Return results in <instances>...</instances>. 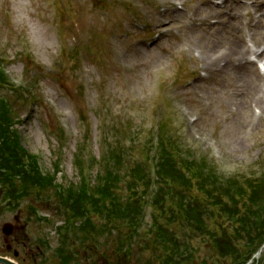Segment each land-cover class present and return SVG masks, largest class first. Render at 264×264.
Here are the masks:
<instances>
[{"label":"rangeland","instance_id":"rangeland-1","mask_svg":"<svg viewBox=\"0 0 264 264\" xmlns=\"http://www.w3.org/2000/svg\"><path fill=\"white\" fill-rule=\"evenodd\" d=\"M165 1L0 0V69L11 85L27 94L21 107L11 99L18 112L13 127L26 153L39 158L43 171L55 173L64 186L79 185L87 167L96 180L102 172L101 155L115 158L116 171H122L126 180L140 170L141 178L134 177L130 185L143 193L139 201L144 218L133 236L124 231V244L133 245L129 264L170 262L168 255L174 251L164 243L173 234L182 244L177 264H231L234 257L220 254L208 232L219 239L232 234L221 210H236L241 216L240 198L232 195L229 202L213 194L210 200L217 205L208 212V170L213 163L221 177L240 183L264 173V112L251 117V110L264 105V86L255 88L249 72L237 67L231 68L232 78L205 70L197 52L188 53L185 47L198 50L204 45L212 56L228 52L235 44L228 38L229 23L252 14L255 22L260 19L254 29L264 35V0H174L178 7L173 11ZM197 7H208L215 17L209 25L196 22L194 28L202 30L191 32V43H181ZM136 50L144 56L139 58ZM252 58L264 73V57ZM148 60L154 64L146 65ZM234 80L240 88L226 98L224 92ZM195 85L206 88V99L200 97V89H193ZM5 94L10 97L7 90H0ZM222 103L228 105L227 111ZM154 164L161 173L163 164L164 169L182 165L184 178L189 179L177 186L159 175L155 189L149 185ZM1 185L8 190L0 179V246L5 244L3 223L14 224L20 209L21 221L29 220L25 231L31 247H41L47 238L46 256L56 264L58 258L51 255L59 245L57 228L64 224L65 212L58 208L53 190L31 189L18 206H8ZM119 185L123 190L125 183ZM256 188L252 197L264 206V183ZM30 206L39 208L49 221L36 219ZM184 217H198L202 224L191 227ZM102 233L89 227L72 235L75 241L68 238L65 253L74 255L69 264H115L119 255L123 257V251L113 250L119 239L116 231ZM239 237L227 242L236 245ZM17 249L21 259L22 248ZM260 257L254 264H264V255Z\"/></svg>","mask_w":264,"mask_h":264},{"label":"trees","instance_id":"trees-1","mask_svg":"<svg viewBox=\"0 0 264 264\" xmlns=\"http://www.w3.org/2000/svg\"><path fill=\"white\" fill-rule=\"evenodd\" d=\"M6 85V78L0 72V90H7L9 95L15 92L20 96L17 89L7 88ZM11 99H13L11 95L10 97L6 94L0 95V179L8 187L5 192L3 185H1L3 200L6 201L8 206H15V204L18 206L20 200L29 195L31 189H38V191L53 190V196L57 206H59L58 208L64 209L65 212L64 224L57 228L60 236L59 245L51 255L58 258L56 264H69L74 261L72 253H65L70 245L69 243L66 244L67 240L71 237L70 241H75L72 235L84 233L89 227H91L92 231L98 230L100 233L106 230L116 231L119 239L116 241L117 245L113 246V250L115 252L123 251V257L119 255L115 264H129L128 255L133 249V245L124 244L126 240L124 231L126 229L129 230L128 234L133 236L141 228L144 218L142 215V204L139 201L142 199L143 193L139 192L138 186L130 185L134 177L141 178L140 170L137 171L136 175H130L128 180H126L125 175H121L122 171H116L117 161L115 158L108 159L105 155H101L102 157L98 161L101 162L102 172L99 177H96V180L91 178L90 168L88 167L86 173H84V170L81 171L82 175L79 185L70 183L64 186L57 181L55 173H43L39 167L37 157L29 155L22 147L20 133L13 127V117H16L15 115L18 112L13 106ZM1 157L5 158L1 159ZM163 166L165 164L161 165L160 171L162 170V173L158 172L157 169L155 171L153 182L155 189L160 183V176L163 179L167 178V182L171 181L172 184H177V186L186 184L189 176L184 178L185 173L182 170L184 166H169L167 169H164ZM142 178L144 177L142 176ZM120 182L125 183L123 190L119 185ZM161 183L164 184V182ZM263 183V172L240 183L233 178L219 176L216 170L213 171L212 167L208 170V204H210L208 205L210 206L208 212H213V207L217 205L210 200L213 194L221 195L227 198L229 202L232 195L240 198L241 216H238L236 210L228 208L221 210L225 219H227L226 221L230 223L229 226H232L230 228L233 235L231 233H229L230 235L223 234V237L219 239L217 235L208 232L212 236L213 246L220 254L234 257V261L231 264H245L264 242V206L252 197L253 192L255 193V190H257L256 187L262 186ZM149 185L153 187L152 183ZM154 190L152 188V191ZM169 198L172 201L171 196ZM190 199L194 200L191 195ZM175 202V200L172 202V206ZM29 209L34 215V211L39 208L30 206ZM18 211L21 212L20 209ZM177 211V214H179L181 212L180 208ZM69 212L71 215L68 214ZM173 213L175 212L173 211ZM94 217L99 218V221H94ZM183 219L194 228L202 224L198 217H184ZM27 221L29 220L26 217L24 222ZM160 224L162 222L158 223V227L164 228ZM88 234L91 233L88 232ZM234 236H241L239 237L241 241L236 242V245L227 242V240L232 242L231 237ZM177 237L179 238L178 234L177 236L173 234L164 243L166 249L174 251V253L168 255L170 262H165L164 264L178 263L177 257L181 255L179 250L182 244L178 242ZM41 243L43 244L42 246L49 249V241H41ZM34 249L37 254L36 257L41 260L37 264H45L44 258L42 259L41 249L38 246ZM24 256L18 259L20 264H34L27 253H24ZM51 261L50 259V264H52ZM157 262L158 259H154L152 264ZM254 262L251 264H254Z\"/></svg>","mask_w":264,"mask_h":264},{"label":"bare ground","instance_id":"bare-ground-1","mask_svg":"<svg viewBox=\"0 0 264 264\" xmlns=\"http://www.w3.org/2000/svg\"><path fill=\"white\" fill-rule=\"evenodd\" d=\"M174 0H166L165 2H170V4L167 6V9L170 11H173L177 9V5L173 2ZM164 2V3H165ZM173 3V6L171 4ZM162 13L166 14V8L162 9ZM248 13V12H247ZM215 12L208 7H197L195 9V17L192 18V23L188 30H185L183 34L181 35V43L187 42L191 43V32L195 30L201 31V29L194 28V25L196 22H198V26L201 25H209L210 20L215 17ZM235 16V15H233ZM236 17V16H235ZM227 19V18H226ZM253 14L248 16V19L242 20L239 18L235 22H231L230 29L228 32V38L235 42V44L230 48L228 52H222L220 55L209 54L208 53V47L206 46H200L198 50L195 48H192L190 45H187L185 47L186 51L188 53L192 51L197 52V57L201 60L202 66L205 70L207 69H215L214 71H217V75H221L224 77L226 75L229 78H232L234 76L231 68L237 67L239 69H242L243 71H246L248 75L250 76V83L255 85V88L260 89L262 86H264V73H262L257 66L255 60L252 58V56L261 55L264 57V47L261 48V44L264 45V35L259 36L262 32L259 30H255L254 27L256 26L257 22L260 21V19L254 20ZM255 22V24H254ZM257 27V26H256ZM202 37L205 39H208L204 34H202ZM213 42V41H211ZM213 49V48H212ZM210 50V49H209ZM137 55L139 58H142L144 56V53L140 50H136ZM213 52V51H212ZM145 64L148 66H151L154 64L151 60L145 61ZM204 70V71H205ZM206 72V71H205ZM244 72V73H246ZM224 86H226L227 82H222ZM194 90L200 89L202 93L200 94V97L202 99H206V88L201 87V85L192 86ZM240 86L237 84V82L234 80L233 84L231 85L230 89L224 92L223 96H226V98L229 96H233L238 90ZM261 100L258 98L255 100L256 107L258 108L257 104H259ZM249 110L251 109V104L249 103ZM223 109L227 111V104L222 103ZM263 106V107H262ZM252 114L251 117L253 118L256 112L262 113L264 112V105H261L259 107V110H251ZM234 128L237 127V123L233 124ZM233 144L235 145L236 142L233 141Z\"/></svg>","mask_w":264,"mask_h":264},{"label":"flooded vegetation","instance_id":"flooded-vegetation-1","mask_svg":"<svg viewBox=\"0 0 264 264\" xmlns=\"http://www.w3.org/2000/svg\"><path fill=\"white\" fill-rule=\"evenodd\" d=\"M15 220H16V223L14 225L13 234L15 231H16V234L11 239H9L8 236L2 237L3 242H5V244L0 246V255L8 256V257L18 260L20 259L19 258L20 254L17 248L21 247L22 252H23L22 256L25 257L24 253H27L29 256V259H31L34 262V264H37V257H36L37 255H36L35 249L33 250L31 247L23 248L27 246V243L25 240L28 239L26 232H25V226H23L21 223L18 222L17 217H15ZM7 240L9 242H12L16 246V248L13 249L11 243H6Z\"/></svg>","mask_w":264,"mask_h":264},{"label":"water","instance_id":"water-1","mask_svg":"<svg viewBox=\"0 0 264 264\" xmlns=\"http://www.w3.org/2000/svg\"><path fill=\"white\" fill-rule=\"evenodd\" d=\"M2 231L6 234L9 235L13 231V226L11 223H5L2 227ZM0 264H17L14 261L6 258V257H1L0 256Z\"/></svg>","mask_w":264,"mask_h":264}]
</instances>
